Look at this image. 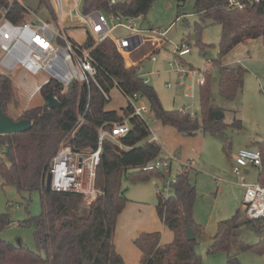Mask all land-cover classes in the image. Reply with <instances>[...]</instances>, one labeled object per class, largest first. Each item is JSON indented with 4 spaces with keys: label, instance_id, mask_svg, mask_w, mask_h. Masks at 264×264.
<instances>
[{
    "label": "trees",
    "instance_id": "trees-1",
    "mask_svg": "<svg viewBox=\"0 0 264 264\" xmlns=\"http://www.w3.org/2000/svg\"><path fill=\"white\" fill-rule=\"evenodd\" d=\"M111 1L83 0L81 11L86 14L99 10L116 17L138 19L147 14L156 0ZM4 3L5 0H0V5ZM194 15L199 19L194 25L197 36L207 24L220 26L218 55L211 64L218 67V95L231 102L242 90L245 70L241 65L223 66L221 60L248 40H260L264 47V2L247 3L241 10H236L229 8L221 0H195ZM9 19L14 23H21L27 18L22 9L15 6ZM91 43L89 40L87 46ZM198 46L202 51L210 52L215 49L200 41ZM92 55L98 64L99 82L107 92L116 83L125 96H141L146 100L156 121L175 129L184 137H194L200 132L222 137L223 113L211 103L208 72L202 74L204 84L199 88V116H192L185 111L163 109L155 90L144 83L137 66L126 67L123 57L110 40L106 39L97 45ZM38 91L44 103L25 110L16 119L30 121V129L21 134L0 136L4 154L0 157V179L3 185L14 187L19 194L38 192L41 213L20 225L33 228L34 243L38 251L44 253V257L21 243L12 245L0 239V264H125L113 242L117 218L128 202L121 189V182L123 179L147 181L155 177L164 182V187L169 171L155 168L145 170L155 161H164L160 144L148 142L146 124L138 118H131L130 130L120 140L124 149L111 141L103 143L95 178V187L101 191V195L94 202L87 205L79 195L46 191L42 184L49 161L60 141L74 126L85 103V89L75 82L63 90L59 84L50 81ZM49 94L57 99L59 104L56 108L46 107ZM12 97L11 80L0 73V103L5 115L6 104ZM108 103L92 85L87 114L70 142L74 150L95 148L101 126L108 125L106 129H110L111 124L132 114L130 107L125 108L122 115L107 111ZM234 124L240 125V121L234 119ZM252 145L260 153L261 159L256 183L264 187V138ZM188 169L189 166H182L174 180L169 181L167 196L162 194V190L156 193V215L172 232V242L161 245L159 232L141 233L132 242L141 254L139 264H201L194 246L202 235V230L193 219L196 188L189 181ZM261 219L264 218L250 219L246 215L241 217L236 212L231 219L219 222L208 253H225L226 264H240L235 255H231L233 249L264 254V239L249 246L237 240L236 236L240 221H246V225L256 229L253 223ZM9 224V215H0V232ZM186 226L191 228L195 240H187Z\"/></svg>",
    "mask_w": 264,
    "mask_h": 264
},
{
    "label": "rangeland",
    "instance_id": "rangeland-1",
    "mask_svg": "<svg viewBox=\"0 0 264 264\" xmlns=\"http://www.w3.org/2000/svg\"><path fill=\"white\" fill-rule=\"evenodd\" d=\"M20 2L30 11V14L35 17L43 16L44 0H20ZM194 5L195 0H156L153 2L144 17L133 19L134 24L144 37L152 40L159 37L164 39V43L147 42L129 56V63L124 62L126 67H130L131 62L136 64L142 77L148 80V86L155 90L163 109L185 111L197 116H199L200 99L198 83L203 77L202 74L208 72L211 103L223 113L222 137L200 132L194 137L181 135V138L185 140L195 138L201 148L199 157H195L194 152L191 153L192 167L190 171L188 170L189 181L196 188L193 219L202 230L194 251L200 256L201 264H226L225 253L210 254L208 249L219 222L231 219L236 212H239L241 217L245 215L243 207L245 190L240 187L237 178L232 174L231 165L240 149L255 150L253 142L264 138V47L258 40L246 45L247 47L239 46L222 57V62L236 63L233 65H238L237 62H239L245 70L243 87L235 100L231 102L223 100L218 95V67L211 64L215 57L209 51H202L198 46V41H200L205 45L214 46L213 50H218L220 26L207 24L197 36L194 32V25L199 22V19L194 15ZM64 11H67V8L64 7ZM116 23L120 22H109V25ZM64 26L67 27L66 33L75 42L83 44L86 41L85 26L77 27L76 24H64ZM127 34L123 28L114 32L117 38ZM182 41L190 46L191 52L179 58L175 56V52L177 47L183 44ZM158 45L162 47L158 49ZM152 52L155 61L147 59ZM181 72L186 73L183 78H181ZM6 76L10 78L13 87V97L5 107L8 117L16 120L25 110L44 103L36 88L39 89L46 84L49 78L47 74L41 72L33 76L20 70L6 74ZM168 84L170 88H167ZM190 86H194V97L185 98L186 89ZM109 97L107 111H115L119 114L126 108V99L117 88L110 91ZM144 103L147 105L146 100ZM144 117L148 126L156 131L158 125L154 117L150 113H146ZM234 119L240 121V125L234 124ZM166 130L172 129L166 126ZM162 134H164L163 131L160 132V135ZM177 136H180L179 133ZM176 143L177 140L166 133L159 143L162 148L161 157L165 158L166 147L169 149L174 147L177 153L179 148H176ZM3 155V148L0 146V157ZM179 171L180 164L173 162L165 181L174 180ZM257 175V168H247L245 172L247 183L257 182ZM163 185L164 182L155 177L147 181L122 180L121 189L128 199L118 225V228L124 231V236H120L123 240H127L126 233L129 234L131 231L136 233L137 230L144 229L142 233L159 232L161 234V231L165 230L167 233L162 235V239L165 241L169 238V243L172 242V232L161 223L156 215V193L162 190ZM40 213L38 192L19 194L14 187L3 185L0 179V215L8 214L10 220V224L0 232V239L12 245H18L19 241L28 249L44 257V253L39 252L34 243L33 228L29 225H20ZM253 224L256 229H249L247 225H239L236 230L237 240L249 246L260 243L264 239V219L254 221ZM117 234H121V231H117ZM231 255H235L240 264H264V254L233 249Z\"/></svg>",
    "mask_w": 264,
    "mask_h": 264
},
{
    "label": "built area",
    "instance_id": "built-area-1",
    "mask_svg": "<svg viewBox=\"0 0 264 264\" xmlns=\"http://www.w3.org/2000/svg\"><path fill=\"white\" fill-rule=\"evenodd\" d=\"M45 8L42 17L30 14V11L20 0H5L0 5V71L10 74L24 71L37 76L44 72L49 76L46 83L53 81L63 90L68 89L73 83H78L85 89V103L77 116L71 130L60 141L57 149L49 161L48 168L43 177L42 187L45 188V176L50 175V191L54 193H68L79 195L89 205L94 202L101 191L95 187L97 168L100 164L103 143L111 141L120 149H124L121 139L130 130V119L138 118L148 127V142L158 143L153 130L148 126L144 115L150 113L148 104L139 95L125 96L116 83L117 88L124 96L127 107L132 109L130 117H123L120 122L103 125L98 129L96 146L93 149L76 151L70 142L83 123L91 99V86H95L106 101H110V90L107 92L98 79V64L92 55L94 48L104 40H110L124 61L129 62V56L148 43H164V39L144 37L134 24L133 19L108 15L99 10L82 13L83 0H44ZM231 9L241 10L247 3H260L264 0H221ZM114 3V0L111 1ZM17 6L24 12L26 21L14 23L9 19L14 7ZM64 7L67 11H64ZM124 22H121L123 21ZM119 21L112 26L109 22ZM64 24L77 27L85 26L87 39L83 44L75 42L67 33ZM123 28L127 35L115 37L114 32ZM159 35V34H158ZM163 38V34H162ZM91 45L87 46L88 41ZM183 43V42H182ZM162 47L158 45V49ZM156 51V50H155ZM190 46L184 43L177 47L175 56L182 58L190 54ZM152 54L147 59L155 61ZM238 65L241 63L237 62ZM181 78L186 73L181 72ZM148 84V80L144 79ZM204 84V78L199 80V87ZM170 88V85H167ZM185 98H193L194 86L187 87ZM38 91L39 89L36 88ZM123 113V110H122ZM151 114V113H150ZM122 115V114H121ZM193 116V115H192ZM177 161V156L169 154L164 161H155L145 170L159 169L170 171L172 162ZM260 153L257 150L240 149L231 166L232 174L237 178L240 187L244 188V211L250 219L264 218V187L257 183H247L245 169L248 167L260 168ZM169 166V169H168ZM169 181L162 189V194L169 193Z\"/></svg>",
    "mask_w": 264,
    "mask_h": 264
},
{
    "label": "crops",
    "instance_id": "crops-1",
    "mask_svg": "<svg viewBox=\"0 0 264 264\" xmlns=\"http://www.w3.org/2000/svg\"><path fill=\"white\" fill-rule=\"evenodd\" d=\"M256 41H258V40H248L245 43H243L241 45H238L237 47H239V46H246V45H249L250 43H253V42H256ZM236 48H234V49H236ZM233 64H236V63H229V62H225L224 63V62H222V65L223 66H235ZM132 66H136V64L134 62H131L130 63V67H132ZM121 114H122V112L119 113V115H121ZM156 124L158 125L156 127L157 130L156 131L153 130V132L157 136L158 144L160 143V140H163L164 139V136H165L166 133H168L169 136H173V138L175 140H177V143H176V146L177 147L176 148H179L178 149V152L176 153V151L174 150V147H172L171 149H169V148H167L164 145L166 147L165 148V151H164L165 152V155L164 156H167L169 154L176 155L177 156V161L176 162L178 164H180V170H181V167L182 166H189V169L188 170L190 171L191 170V167H192L191 160L193 158V157H191L192 156L191 153L194 152L195 157L196 156L199 157L200 152H201L200 144H198V142L195 140V138H193L192 140H185L184 138H181V135L180 134H179L180 136H177V131L175 129L171 128V127L170 128L172 130H166V126H163L158 121H156ZM158 129L160 130V132L163 131L164 134L160 135V132H159ZM161 142H163V141H161ZM171 165H170V168H171ZM257 169H258V172H259V168H257ZM246 171H247V168L245 169V172ZM189 179H190V175H189ZM123 214H124V210L118 216L117 222H116L115 234H114V238H113V242H114V245H115V249L118 252V254L121 255V257L123 258V261H124L125 264H136V263L138 264V262H139L138 260L140 259L141 254H140L139 250L133 245L132 242L137 237V234L140 235V233L144 232V229H139V231L137 230L136 233L134 231H131L129 234L126 233L125 235L127 237V240L126 239L123 240L120 236H124V231H123V229H119L118 228V225L120 224V221H121L120 220L121 219V216ZM117 231L118 232L121 231V234H117ZM165 233H167V232H165V230L164 231H161V240H160V244L161 245H164V242H165V245L170 242V241H168L169 238H166L165 241L162 239V235L165 234Z\"/></svg>",
    "mask_w": 264,
    "mask_h": 264
},
{
    "label": "water",
    "instance_id": "water-1",
    "mask_svg": "<svg viewBox=\"0 0 264 264\" xmlns=\"http://www.w3.org/2000/svg\"><path fill=\"white\" fill-rule=\"evenodd\" d=\"M210 53L216 58L218 55L217 50H212ZM58 101L52 94L47 96L46 107L49 109L56 108L58 106ZM31 127V122L28 120H13L10 117L6 116L1 108L0 103V136L11 135V134H21L29 130ZM5 151H8L6 147ZM45 190L50 191V175L45 176ZM246 221H240L239 225H246ZM249 229H253L251 225H247ZM186 237L188 241L195 240V236L189 226H186ZM20 242L18 241V245Z\"/></svg>",
    "mask_w": 264,
    "mask_h": 264
}]
</instances>
